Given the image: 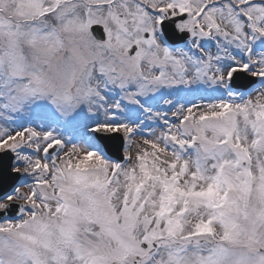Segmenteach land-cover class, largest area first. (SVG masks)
Wrapping results in <instances>:
<instances>
[{"label":"snow or ice","instance_id":"6c2138e0","mask_svg":"<svg viewBox=\"0 0 264 264\" xmlns=\"http://www.w3.org/2000/svg\"><path fill=\"white\" fill-rule=\"evenodd\" d=\"M0 264H264V0H0Z\"/></svg>","mask_w":264,"mask_h":264}]
</instances>
